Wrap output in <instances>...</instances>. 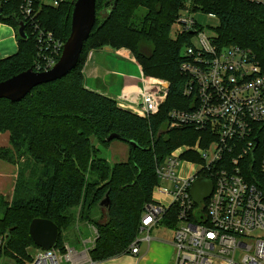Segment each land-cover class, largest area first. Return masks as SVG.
Segmentation results:
<instances>
[{
  "label": "trees",
  "instance_id": "16d2710c",
  "mask_svg": "<svg viewBox=\"0 0 264 264\" xmlns=\"http://www.w3.org/2000/svg\"><path fill=\"white\" fill-rule=\"evenodd\" d=\"M75 0H35L34 17L40 28L64 43L70 33V15ZM190 4L192 12L213 13L219 47L239 46L256 53L264 48V3L248 0H96L95 24L76 67L66 76L36 86L20 101L0 99V131L9 132L10 147L0 156L17 164L10 200L0 194V236L3 252L15 261L28 258L36 248L29 224L35 218L53 221L59 230L56 246L62 250L60 232L78 217L97 230L89 256L93 262L128 254L138 236L144 206L151 202L159 183L157 161L173 149L192 145L199 133L190 127L168 129V113L190 99L182 94L186 60L183 47L191 44L190 32L170 36L179 13ZM21 0H0V22L11 25L17 52L0 59V82L27 69L41 71L38 32L20 12ZM24 25L26 36L17 30ZM199 26V25H198ZM108 47L126 49L145 76L168 81L166 100L149 117L118 105L116 99L85 86L83 65L92 51ZM49 52L48 49L45 50ZM39 68V69H38ZM115 134L119 138L107 141ZM113 140L128 145L124 161L109 163L104 150ZM128 141H133L132 146ZM253 153V170L264 151V127ZM108 196L107 207L100 202ZM104 209L100 220L95 211ZM103 219V220H102ZM164 226L173 229L163 220Z\"/></svg>",
  "mask_w": 264,
  "mask_h": 264
},
{
  "label": "built area",
  "instance_id": "2783aa9c",
  "mask_svg": "<svg viewBox=\"0 0 264 264\" xmlns=\"http://www.w3.org/2000/svg\"><path fill=\"white\" fill-rule=\"evenodd\" d=\"M21 1L20 12L38 32L42 54L38 66L48 70L64 43L33 21L35 0ZM186 5L171 31L175 30L173 39L184 32L198 39L197 45L191 41L183 47L186 60L180 65L185 78L182 94L190 100L186 108L169 111L167 128L187 126L199 133L192 145L176 147L157 161L159 183L153 187L151 202L144 206L138 236L128 246V254L137 257L140 243L149 245L152 228L167 219L174 222L172 264H264V151L253 170L258 131L264 127V48L258 54L234 45L219 47L216 33L206 35L190 4ZM140 81L142 87L136 93L125 91L116 101L149 117L166 100L169 83L142 72ZM198 179L210 181L212 189L196 203L191 190ZM5 237L0 236V264H94L91 246L79 252L67 244L62 250L56 243L47 250L33 248L28 258L15 261L3 252Z\"/></svg>",
  "mask_w": 264,
  "mask_h": 264
},
{
  "label": "rangeland",
  "instance_id": "374dc122",
  "mask_svg": "<svg viewBox=\"0 0 264 264\" xmlns=\"http://www.w3.org/2000/svg\"><path fill=\"white\" fill-rule=\"evenodd\" d=\"M194 19L196 20L202 31L208 36H214V28L219 24L217 17H210L207 13L200 10L192 12ZM171 37L175 36V30L170 33ZM191 41L194 44H198L197 36L191 37ZM114 56V55H113ZM120 59L119 57H117ZM122 60V59H120ZM125 68H119V71L126 72L138 76L141 80V73L137 67L131 62H124ZM141 71V68H140ZM142 87V81H140L139 88ZM10 147L9 132L0 131V151ZM104 155L109 163H115L124 161L128 155V145L120 140H113L111 144L104 150ZM17 171V164H13L0 156V194L7 200L11 199L12 191L15 183ZM78 209L74 210L73 224L69 229L62 230L63 245L67 244L70 248H74L76 251H83L86 248L92 247L96 238L97 230L94 225L89 221L80 220L78 217ZM104 209L95 211L92 218L100 220L99 216L103 213ZM103 220V219H102ZM146 233L140 234V238ZM151 242L149 245L146 242H141L140 249L141 255L133 257L129 254H124L116 257H110L104 261H96L94 264H172L171 255L174 252V248L171 245L174 237V230L165 227L163 223L160 226L154 227L151 232ZM139 238V239H140ZM29 251H32L30 249ZM86 264H91L87 261Z\"/></svg>",
  "mask_w": 264,
  "mask_h": 264
},
{
  "label": "water",
  "instance_id": "95a60500",
  "mask_svg": "<svg viewBox=\"0 0 264 264\" xmlns=\"http://www.w3.org/2000/svg\"><path fill=\"white\" fill-rule=\"evenodd\" d=\"M95 3L96 0H75L70 15V33L63 44L61 54L57 62L48 70L33 71L27 69L10 78L0 82V99L4 98L12 102L20 101L38 85L52 82L66 76L73 70L79 60L83 44L88 38L95 24ZM20 37H25L24 25L20 24L18 30ZM119 138L112 134L107 138L110 141ZM136 146L133 141H128ZM211 182L198 179L191 190L196 203L210 195ZM109 198L106 196L100 205L107 207ZM29 234L37 247L50 249L57 241L58 226L49 219L35 218L29 224Z\"/></svg>",
  "mask_w": 264,
  "mask_h": 264
},
{
  "label": "crops",
  "instance_id": "0c3cea01",
  "mask_svg": "<svg viewBox=\"0 0 264 264\" xmlns=\"http://www.w3.org/2000/svg\"><path fill=\"white\" fill-rule=\"evenodd\" d=\"M17 49L18 44L14 28L0 22V59L16 53ZM130 54V51L126 49L108 47L90 52L82 68L85 86L114 99L120 97L125 91L132 90L136 93L140 85L138 76L118 70L120 67L125 68L124 62H131L141 73L139 66ZM130 96L136 97L137 94H130ZM139 255H141V249Z\"/></svg>",
  "mask_w": 264,
  "mask_h": 264
}]
</instances>
